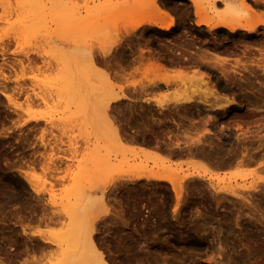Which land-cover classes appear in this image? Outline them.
Listing matches in <instances>:
<instances>
[{
	"label": "rangeland",
	"instance_id": "rangeland-1",
	"mask_svg": "<svg viewBox=\"0 0 264 264\" xmlns=\"http://www.w3.org/2000/svg\"><path fill=\"white\" fill-rule=\"evenodd\" d=\"M6 1H7V4L10 1V4L8 5L6 4L7 7L10 6L8 7V10L9 11L11 10L12 12L13 9L15 10L16 8V11H13V12L14 13L16 12L17 14L16 13L14 14L12 12L10 16V13L7 10V8L6 10L8 12H6L7 14L5 13L6 10L5 8H3V6L5 7L4 3ZM34 1L33 0H21L22 2L21 3L20 0H16V1L15 0H0V3L4 4L0 6V16L2 17V19L5 18L4 20H0V80L3 77L5 78V76H7L10 79L13 78V81L12 80L8 81V82L12 81L11 83L7 82L8 84H6L3 79H2V82L0 81L1 82L0 88H3L2 92L0 91L2 93V95L0 93V264H58L59 261H60L59 264H62V259H60V254L64 247L59 246L57 248L56 245H53L50 243H44L42 240L63 239L61 237V233H62V236H64V238H68L69 236V233H67L68 232L67 231L68 219L66 218L65 215H62V212L60 213L59 210L63 207V205H65L64 203H66L67 201L70 204L74 202L73 198H75V196L77 195L74 194L76 192L73 193L72 191L74 189H76L77 191L78 185H79V188L82 185L83 186V187L81 186L82 187L81 190L83 191V192L81 191L82 194L87 193V192H92V191L100 192V188L95 189L96 188L95 185L106 184L107 180L111 178L113 174H115L113 177L116 178V175H119L120 172L104 173L98 167L100 164H103L105 162L109 163L110 168L112 166H118V167H122V170L126 169L129 166L139 165V164L141 165L145 164L148 167H151V165H155L152 161H149L148 158L145 159L143 154L141 155V153H138L139 149H137L136 147H132V146L130 147L129 145L128 147L131 149L132 152H125L123 150L124 148L116 147L115 145H113L114 149L118 148L121 150V151L120 150L115 151L110 147L112 146L111 144H108L106 142H101L100 140L93 138L94 132L91 131V128L89 126L88 127L86 125L80 126L79 118H78L79 120L78 121L76 118H74L73 120V118L71 117L70 119L72 120L71 121L69 120L70 123L68 122L69 116L70 115L73 116V114L77 110L75 99L73 97L74 95L72 96L73 93L71 92H73V90L76 88V86L79 83L82 84L86 88L92 85L93 80H94L93 78L94 73L93 74L91 73L95 70V68L102 71L104 75L107 74V68L105 67L104 64L100 62L101 58L102 59L104 58L103 56L101 57V53L106 52L107 51L106 49L109 48L110 51L112 52H110V56L109 55L105 56L106 59H108L109 57L110 58L122 57L121 56L122 50L117 51V49H120L121 47V46H118L119 44L117 45V47H113V46L112 48L109 47L112 45V43L110 42V39L111 41L113 40L112 39L113 36L110 33L112 31L111 28L113 26L115 27L118 26L117 28L119 29V32H118L117 38H118V41H120L119 42L120 44L126 38H128L126 43H129L130 41L136 42L134 40V36L141 34V33L139 34L138 31H142V29L141 30L138 29L137 31L135 30L134 33L130 32L129 36L128 35L126 36L124 34L123 26L127 24L126 23L124 24V22H120V23L117 22V26H116V23H113V19L115 17L129 16L131 14V13L127 14L128 11H125L123 8V5H120V3H122L123 1H126L127 5L129 6L135 0H73V1L70 0L68 2L66 1L63 7H62L63 4L61 2L57 3L55 0L53 1L49 0L48 2H46L47 0H42L43 4L39 0H38L39 2H37V0H34ZM137 1H142V0H137ZM143 1H148V0H143ZM202 1H205V4L208 2L209 3L216 2V0H202ZM11 2L13 4H15L16 2V4L13 5L15 8L11 5ZM26 2L31 3L33 5L34 15L37 16L36 18L27 17ZM60 3H61V6H60ZM157 3L158 1L156 2V4ZM23 5L25 7H23ZM112 7H114L116 11H114V8ZM158 7L159 5L157 4V8ZM61 8H63V10ZM145 8L147 7L140 6L138 8L140 12L138 13V15L137 14L136 15L139 16L140 13L142 14V11H145V12L143 16L140 14V17L147 16L148 13H151V11H149L148 8L146 10ZM218 8L220 9V6H217V8H214V9L217 10ZM2 9L5 11L3 12ZM93 10H97V11L99 10V11L98 13L97 11H95V14H94ZM159 10L160 8L156 11L159 12ZM111 11L113 13H110ZM146 11L147 12L149 11V12L146 13ZM156 11L154 12V10H152L153 17H154V14L157 13ZM160 11H163V10H160ZM8 13H9V17H7ZM4 14H6L7 16ZM104 14L107 16H105ZM95 17H97L96 20H95ZM9 18L10 20L7 21ZM38 19H40V22L42 21L41 24L38 23L39 21ZM21 21L23 24L21 23ZM31 24H35V25L32 26ZM82 24L83 25L85 24L84 25L85 27L82 26ZM101 25L103 27H106L103 29L104 34L106 30L108 31V28L110 29V31L106 33L108 35L106 36L104 34L102 35L103 33L101 32L102 30L99 31V33L97 32L98 27L100 28ZM26 27L27 28L30 27L31 30L28 31ZM95 32H97L98 35L94 34ZM109 34H111L112 37ZM142 34L145 35L144 32H142ZM211 34H213V31L211 32ZM107 36H109L110 38H106ZM4 45H7V48H5L6 46ZM78 46H80L82 51L79 49ZM81 46L90 48V50L88 51L92 53L88 54V51L85 52L84 51L85 48H82ZM1 47L5 48V50L3 51ZM76 47H78L77 48L78 51L80 50L81 52L80 51L79 52L82 54H80L76 50ZM73 49L79 53V56L81 58H83L85 55L86 56L90 55L92 58H94V60L92 59V62L94 63L95 66L94 65L92 67L90 66L91 68H90V71H88L89 73L84 71L86 65H87L86 67H89L88 65L89 63H87L86 61L87 60L86 56L84 57L86 59L85 60L86 64L83 65L85 62H82L83 64H81L80 63L81 61L79 60L80 62L77 63V66L80 68L76 67V63L75 61L73 62V59L75 58L76 55H78V53H75ZM57 50L59 53L58 55H57ZM69 50L74 52L73 54H76V55L72 56L70 54L72 52ZM12 51L16 53L14 54ZM54 54L57 55V59H55L56 55L54 58ZM64 55H65V58L67 55L70 57V62L69 61L67 62L68 64H66L65 62L66 59L64 58ZM115 55H117L118 57H116ZM38 56H40L41 58ZM27 57L29 58L28 60H26ZM78 57H76L74 60H76ZM52 59H54L55 62H53ZM95 60H97V62ZM44 62L45 63L47 62V64H45L46 66H48L47 69H44L46 66L42 65L44 64ZM48 62H49V65H51V68L48 65ZM18 63L20 64L22 63L21 64L22 66L24 65V67H22L23 69L20 68L21 65H19ZM79 63L80 65L84 66L83 67L84 69L82 68V66H79ZM8 66H11L10 67L11 70H13L16 73L14 74L13 71H10V68ZM38 66H44V68L41 67L42 68L41 70L40 67ZM68 66L72 74V77H71L70 72L67 73L68 72L67 70L66 72L64 71L65 70L64 68L67 69ZM37 67L41 71L40 70L37 71L38 70ZM93 67H95L94 70H93ZM58 68H59V71H57L56 73V70H58ZM75 68L79 69V71H76ZM21 69H22V72H20ZM61 70H62V76H60ZM83 71L85 72V75L84 73H82ZM73 72L75 74H73ZM77 72H79L78 75H77ZM18 73H20V75H18ZM2 74H4V76H2ZM56 75L58 78L56 77ZM64 75L66 78L65 81H64L65 78L63 77ZM20 76H21V79L25 80V83H24V85L26 84L25 86L22 85L23 80H20ZM68 77L70 79L67 80ZM14 78H18V79H15L14 81ZM108 78L110 79V76H108ZM16 80L17 81L20 80L19 81V83L21 82L20 86H19V83L16 82ZM75 80H77V82ZM110 80H112V82L115 83L116 85L121 86L122 89L124 87L126 90L130 87V86L125 87L124 83H122L123 79L111 78ZM68 81H70V83ZM128 81H131V80H128ZM13 82L15 85H13ZM71 82H72V85H70ZM4 85H9L13 87L11 88L7 86L6 88ZM70 86L72 90L71 88H69ZM8 87H9V90L13 89L14 92L16 90L14 88L24 87L23 92L20 93V95L21 94L22 95L19 96L14 92L9 93L10 91H8ZM63 87L64 88L68 87L69 89L68 88L65 89L66 92L64 93ZM4 88L7 89L8 93L6 90H4ZM54 88H57V89H54ZM58 88L61 91H59ZM24 90L25 91L27 90L26 92L29 95H30V92L32 95L36 93L35 97L40 98V99H41V96L43 98L45 96L46 97L45 99L42 98L43 101H45V103L41 101L44 103V104L43 103L41 104L39 103L40 100L37 99V101L34 100L33 102H31V105L28 104V106L29 105L30 106L27 107V105L23 104L24 102L23 93H25ZM48 90L49 92H47ZM67 90L69 91L67 92ZM53 92L54 93L58 92V93L53 95L54 94ZM115 92H118V90L115 89ZM4 93L7 95H11V97L14 93L13 96H16V98L12 97V99L10 97V100H12L10 101L11 104L12 103L14 104V102H15V106H18V104L19 105L21 104L20 105L21 107L19 106L15 107L13 104L11 105L13 108H18V110L15 109L16 112L7 102V100L3 98ZM47 93L50 95L48 96ZM66 93H67V97L64 96ZM69 93L71 94V96H69ZM32 95L30 96L34 97ZM38 95L39 96L41 95V96L39 97ZM56 97L57 99L61 98V100L63 97L64 98L61 102V100L60 99H59L60 101L57 100ZM46 99L47 100L50 99L49 100L50 103L46 102L47 101ZM52 99L53 100L56 99L58 103L56 100H54L55 104H52L53 103ZM64 99H69L68 104L66 102L67 100L65 101ZM119 101L112 102L110 104L115 107L118 105ZM16 102L18 103L17 105H16ZM32 103H35V104L32 105ZM63 103L65 105L67 104L66 108H63L64 107ZM20 109L22 111H20ZM113 117L116 118L117 115L113 113ZM65 118L67 120H65ZM62 120L63 121L65 120L64 121L65 123ZM67 122L69 124H67ZM74 125H76V127ZM39 132H41L40 133L41 135H39ZM244 132H247L246 134H250V135L256 134L255 136L256 140L252 141V138H253L252 136L250 137L251 141L247 143L250 145L246 144V147L247 148L251 147L252 150L251 148L249 149L246 148L245 150H243L245 152H242L244 154L241 153L243 156L239 155L241 157V158L239 157V160L243 161L245 159H242V158H244L245 155H248L252 152L250 156L251 157L255 156L256 158L255 159L252 158L253 161L251 159L252 162L250 163L245 162L243 164L240 163L238 165V162L235 161V162H232V164H230L231 168L223 167L224 170H222L221 169L222 167L221 168L219 167L217 168L219 170L217 169L215 170V168L213 166H210L211 164L209 163L210 164L209 165L208 162H206L205 160L190 159V161L186 160L182 162V165H181L182 167L175 166V165L171 166V168L165 167L167 169H170L172 172L174 171V173L180 176L188 174V173H192V172L199 173L200 175L204 176V178H193L191 181H188L187 186L184 187V188H187L188 190V196L186 197L187 198L186 202H184L186 206L183 205L184 207L182 208V211H181V216H180L181 218L179 219L178 222L171 221L170 223V219H171L170 217L173 216L172 209L174 208L175 201L173 202L172 197L170 198L171 202L169 200H166L165 185H163L164 188H162L161 186L162 184L155 185L153 183H150L149 186L148 185L145 186V184L140 183L139 185L133 184L134 185L133 186L130 184V185H125L126 187L125 186L122 187L123 185L117 181L116 185H113V187L110 186V190L113 189L112 190L113 193L111 191L107 193L109 194L111 192L110 195H108V199H106V203L108 204H106L105 206L108 205L110 207V204H112L114 201L116 202H114L111 205V208L107 206V210H109L111 213H109L108 211L105 215H108V213L112 214L113 216L112 215L111 216L113 218H111L110 216L109 217L110 220L108 219L107 220L108 222L106 221L107 223L102 222V224L104 223L102 225V228L105 230L107 229L106 226L109 225L108 227H110L114 231L113 232L110 229L109 232H112V233H109V234L110 235L115 234L116 239L117 240L119 239V240L117 241V245H115L116 244L115 241H111L112 243L110 241L108 243L106 242L105 245L109 244L110 247L107 249V247L103 246V249L111 252L112 254L114 253L113 254L114 257L116 256L118 260L120 259V256H121L120 254L127 252L128 257L130 258V259L127 258L128 259L127 262L129 261L127 264H137L138 262H140L139 260L137 261V259L140 258L139 256L145 257L146 258L145 260L149 262V263L147 262L145 263L144 261L142 262V264L143 263L150 264V262L152 264L153 258L158 257L160 259L161 256L163 257L161 258L162 261H164L165 259V264L166 263L169 264L173 260L177 261L179 264H237L236 260L239 255H244V257H246L248 256L247 252L249 251L252 252V250H254L255 255L253 259H247L245 264H264V249H263L264 233H261L263 232V228H264V184L262 182L264 180V130L261 129L260 131H256V132H253V131H244ZM40 137L41 139L43 138V141L40 139ZM40 142L42 143L40 144ZM43 143L44 145H42ZM73 145H75V147ZM72 148H74L75 150L77 149L76 150L77 152L73 150ZM148 149H151V148H148ZM246 150L248 151V153H246L247 152ZM133 151L134 152L137 151L136 153H138V155L140 156H134L132 154ZM49 158L51 159L52 162L53 160L55 161V159L53 158H56V159L59 158V161L58 159L56 160L57 165L54 162L56 167L53 166L54 164L50 161ZM46 159H49V161H47ZM135 160H137L139 163H137V161ZM39 162H41L42 164L45 163L46 165L43 164V167H42V164ZM95 162L98 165H96ZM125 163L127 165H125ZM199 163H201L203 166ZM234 163H236V165H234ZM39 166L43 168L41 172L46 171L45 167L49 169L51 167V172L49 169H47V172L49 171L48 173H51L52 175H54L52 177H55V178H52L50 174H48L47 172H45V174L44 172L41 173L40 172L41 168ZM152 167H155V166H152ZM52 168L54 170H52ZM56 168H58L59 170ZM55 171H57L56 174H55ZM57 178H58L57 180L58 183L54 181ZM91 182H93V184ZM73 184L75 185L73 186ZM151 184L153 185L150 186ZM132 186L134 188H132ZM155 186L156 188H154ZM137 187L141 190H139ZM142 187H144L143 190H142ZM114 188L115 189L117 188L118 191L115 190ZM124 188H127V189H124ZM32 189L35 192H33ZM121 190H124V191L122 192ZM150 190L153 192H151ZM249 190H251L249 195H246V193L248 194ZM78 191H80V189ZM128 191H130V193L132 191L131 193L132 195L129 194ZM140 191L141 192L143 191V192L141 193ZM120 192L122 195L120 194ZM78 193L81 194L80 192ZM134 195H135V198H134ZM170 195L172 196V194ZM126 196H128V199L126 198ZM139 196H141V198L145 196L143 198L144 201ZM146 196L150 198L149 202L151 201L153 202L152 204L154 205L156 204L157 206L155 205L156 206L155 207L154 205L149 204V206L151 205L149 207L147 204L148 198H146ZM157 196L159 200L157 199ZM136 198H140L139 203L134 202ZM107 200L110 202V204L109 202H107ZM112 200L113 202H111ZM127 200L128 201L130 200L132 203L130 201L128 202ZM160 200L161 202H158ZM166 202L168 203L166 204ZM116 203L119 206L123 205L125 207L122 206L120 209V207L117 206ZM141 203H143L144 205ZM43 205L46 207H44ZM140 205L141 206L143 205L142 208ZM165 205L166 207H164ZM167 205H168V208H167ZM132 206L134 207L137 206L140 209L139 221L141 222H139L138 220L136 221L132 220V217L130 216L131 215L130 210ZM65 207L67 206L65 205ZM151 207L152 208L155 207L156 210L161 211V213L159 211L154 212V215L158 216V218H156L158 223L155 221L154 224H151L152 227L149 225L150 216L152 219V215H148L150 214L149 212L146 213V211H149V208ZM161 207L163 209L165 208L166 209L162 210ZM196 207L197 208L199 207L198 209L203 211L202 214L205 216L206 218L205 221L207 222L205 235L204 236L202 235L203 237L201 236L203 238V240H201L203 245L200 249L195 250L194 248L192 249V247H190L189 243H185L184 248L185 247L188 248L187 250H185L186 248L185 249L183 247L181 248L180 244L177 242H174L171 238L173 237V234L176 232L181 231L182 233H187L189 232L188 230L194 227L196 222L195 221L194 223L192 222L193 220H191V217H192L191 213L194 212L195 210L194 208ZM42 209H44L45 210L44 212L46 213L49 211L50 212L52 211L53 216L56 215V213L57 215L54 216L51 222L49 221L50 222L49 223L48 220L45 219L48 214L50 215V212H49L46 216H43L45 217L44 218L45 220L43 221H46V222H43L41 220V217H42L41 215L42 213L43 215H45L46 213H44ZM119 209L125 212V216L127 215V218L129 217V219H127L129 221V224L127 228L122 229L123 231L116 227L113 228L112 226V224L114 225L115 221L118 219ZM184 210H185V213H182L184 212ZM53 211L55 212V214ZM162 211L166 213L163 214ZM127 213L130 215H128ZM166 215L168 216V218ZM145 216L146 217L148 216V218H145ZM162 216L163 218H160ZM57 217L59 220L57 219ZM114 218H116V220ZM55 219L57 222L55 221ZM145 219H148V220L144 223L143 221H145ZM130 222H132L133 224ZM189 222H191L192 224ZM158 224L159 225L162 224L161 225L162 227L159 226ZM25 225L27 226L25 227ZM189 226H192V227L189 228ZM141 227L142 228L147 227V228H145L146 230L145 229L142 230ZM33 230L41 231L43 233V236L38 237V236L30 235V232ZM104 230L102 232L104 233V236H105L107 234V230H105V232ZM174 230H176V232H174ZM64 231L66 232L65 235H63ZM198 232H196V235L200 234V231ZM124 233L126 234V236L124 235ZM121 236L123 238H121ZM187 238H184V239L186 240ZM28 239L29 240L31 239L30 242ZM134 240L139 241V243H137L136 241L134 242ZM11 241L12 243H10ZM119 241L120 243H118ZM31 243L34 247L31 246ZM140 243L142 244L141 246H139ZM120 245L122 247H120ZM124 246L126 248H124ZM189 247H190L191 252H189L190 251ZM31 248H34V249L30 253L29 249ZM36 248L38 249L39 252L40 251L41 252L39 253ZM122 248H124L125 250ZM18 251L21 253L18 254L17 253ZM196 251H197V255H196ZM40 254L42 255V257ZM132 254L134 255L133 258H132ZM31 255H34V257L33 256L30 257ZM37 257L39 258L38 260H36L37 262L35 261L33 262L32 259H36ZM211 257H213L215 261L206 262V259L211 258ZM16 258L19 261H17ZM134 258H136L135 259L136 262L135 260L133 261ZM179 259L181 261H179ZM26 261L29 263H27Z\"/></svg>",
	"mask_w": 264,
	"mask_h": 264
},
{
	"label": "bare ground",
	"instance_id": "bare-ground-1",
	"mask_svg": "<svg viewBox=\"0 0 264 264\" xmlns=\"http://www.w3.org/2000/svg\"><path fill=\"white\" fill-rule=\"evenodd\" d=\"M16 1V0H15ZM34 1V0H33ZM39 1H41L42 2V0H39ZM38 0H37V2H39ZM49 0H47L46 2H48ZM53 1V0H52ZM57 3H59V2H61L63 5H62V7L64 6V3L67 1H70V0H55ZM73 1V0H72ZM72 1H71V3H72ZM158 0H148V1H137V0H135V1H133V3L131 4V5H127V2L126 1H123L122 3H120V5H123V8H124V10L125 11H128L127 12V14L128 13H131L129 16H123V17H115L114 19H113V23H116V26H117V22L118 23H120V22H124V24L126 23L127 25H125V26H123V30H124V34L127 36H129L130 34V32H133L134 33V31L136 30H138L140 27H142L143 25H154V26H159L160 28L162 27V28H168L170 25H172V18L170 17V16H168L167 14L168 13H166L170 8H166L167 9V11L165 12V11H160L159 10V12H157L156 10H158L159 9V7L157 8V4H156V2H157ZM175 1V0H174ZM189 1V9L190 10H192V12H193V16H194V20H195V22H194V24L196 25V26H204V27H206L207 28V30L209 31V33H211L212 31L214 32V30L216 29V28H219V27H224V28H226L228 31H230V32H232V31H234L235 29H237V28H239V29H245L247 32H251L252 30H253V25H252V21L250 20V18H251V14H250V12H252V10H251V8L249 7V5L244 1V0H216V2H212V3H206L205 4V1H202V0H188ZM20 2H21V0H20ZM75 2V1H74ZM159 2V1H158ZM178 2V1H177ZM218 2H220L221 4H222V9H217V10H215L214 8H217V6L220 4H218ZM22 3V2H21ZM33 3V2H32ZM34 3H35V1H34ZM51 3V2H50ZM55 3V2H54ZM61 3H60V6H61ZM70 3V2H69ZM89 3V2H88ZM165 3V2H164ZM173 3H175V2H173ZM172 3V4H173ZM237 3H239V4H237ZM5 4V7L3 6V8H5V10H6V8H7V10H8V7H10V6H8L7 7V5L8 4H10V1H9V3L7 4V1L4 3ZM3 3L1 4L0 3V6L1 5H4ZM7 4V5H6ZM15 4H16V2H15ZM15 4H13L12 2H11V5L13 6V5H15ZM40 4V3H39ZM42 4H43V2H42ZM68 4V3H67ZM85 4H86V2H85ZM117 4V3H116ZM180 4H182V3H180ZM188 4V3H187ZM187 4H184V5H187ZM19 5V4H18ZM17 5V6H18ZM35 5V4H34ZM55 5V4H54ZM102 5H104V4H102ZM175 5V4H174ZM174 5H173V7H174ZM183 5V4H182ZM40 6V5H39ZM56 6V5H55ZM66 6V5H65ZM99 6H101V5H99ZM140 6H145V7H147L148 9H149V11H151V13H148L147 11H146V13H148L147 14V16H144V17H142L143 15H144V12L145 11H142V16L140 17V14H139V16H137L138 15V13L140 12V10L138 9ZM162 7V9H163V7H165V6H163V5H161ZM167 6V5H166ZM177 7H178V5H176ZM14 7V6H13ZM23 7H25L24 5H23ZM41 7H42V5H41ZM110 7V6H109ZM180 7V6H179ZM178 7V9L180 10L181 8H179ZM15 8V7H14ZM36 8V7H35ZM56 8V7H55ZM58 8V7H57ZM112 8H114V7H112ZM147 8H145V10L147 9ZM175 8V7H174ZM183 8H187V7H183ZM21 9V8H20ZM62 10H63V8H61ZM60 9V10H61ZM99 9V8H98ZM111 9V8H110ZM165 9V10H166ZM176 9V8H175ZM175 9H174V11H175ZM5 10H3L2 9V11L4 12ZM5 11V13L6 12H8V11ZM91 10V9H90ZM152 10H154V12L156 11L157 13L156 14H154V17H153V12H152ZM178 10V11H179ZM184 10V9H183ZM13 11H16V8H15V10L13 9ZM12 11V12H13ZM57 11V10H56ZM95 11H97V10H93V12H94V14H95ZM99 11V10H98ZM98 11H97V13H98ZM114 11H116L115 10V8H114ZM118 11V10H117ZM170 11V10H169ZM172 11V10H171ZM185 11V10H184ZM187 11V10H186ZM185 11V12H186ZM11 10L9 11V13H10V16H11ZM23 12V11H22ZM55 12V11H54ZM92 12V13H93ZM122 12V11H121ZM120 12V13H121ZM181 12H183L182 10H181ZM190 12V11H189ZM9 13H8V16L6 15V14H4V15H6L7 17H9ZM14 13V12H13ZM16 13V12H15ZM14 13V14H15ZM44 13V12H43ZM59 13V12H58ZM57 13V14H58ZM109 13V12H108ZM107 13V14H108ZM110 13H113L112 11L110 12ZM187 13V12H186ZM17 14V13H16ZM25 14V13H24ZM26 14H27V17H37V16H35L34 15V9H33V5L31 4V3H28V2H26ZM87 14V13H86ZM102 14V13H101ZM100 14V15H101ZM106 14V13H105ZM104 14V15H105ZM126 14V15H127ZM137 14V15H136ZM152 14V15H151ZM4 15H2V16H4ZM13 15V14H12ZM97 15V14H96ZM5 16V17H6ZM105 16H107V15H105ZM159 16V17H158ZM1 17V16H0ZM16 17V16H15ZM46 17V16H45ZM4 18V17H3ZM88 18V17H87ZM96 18L97 17H95V20H96ZM5 19V18H4ZM4 19H2V17L0 18V20H4ZM46 19H48V18H46ZM165 19H167L166 21H165ZM7 20V19H6ZM10 20V18L7 20V21H9ZM39 21H38V23L39 24H41V22H40V19H38ZM42 20V19H41ZM50 21V20H49ZM11 22V21H10ZM9 22V23H10ZM37 22V21H36ZM44 22V21H43ZM164 22H166V23H164ZM21 23H22V21H21ZM254 23H256V24H264V20H262V19H260V18H257L256 20H255V22ZM23 24V23H22ZM21 24V25H22ZM32 26L33 25H35V24H31ZM85 25V24H84ZM83 24H82V26H84ZM17 26V25H16ZM32 26H30V27H32ZM11 27V26H10ZM23 27H25V26H23ZM30 27H26L27 28V30L28 31H30L31 29H30ZM38 27V26H37ZM39 27H41V26H39ZM85 27V26H84ZM118 27V26H117ZM117 27H115V26H113L111 29H112V31L110 32L111 34H112V36H113V40L111 41V39H110V42L112 43V45L111 46H109L110 48H112V46L113 47H117V45L118 46H121V48H122V46L123 45H125L126 46V44L128 45V43H126V41H127V39L128 38H126V39H124L122 42H121V44L119 43L120 41H118V38H117V36H118V32H119V29L117 28ZM18 28V27H17ZM21 28V27H20ZM104 28H106V27H103L102 25L100 26V28L98 27V33H99V31H101V32H103V29ZM37 29V28H36ZM35 29V30H36ZM91 30V29H90ZM89 30V31H90ZM139 30H141V29H139ZM27 31V32H28ZM94 31V30H93ZM110 31V29L108 28V31L106 30V32H105V34H104V32L102 33V35L104 34L105 36L106 35H108V34H106L107 32H109ZM144 31V30H143ZM31 32H33V31H31ZM97 32H95L94 34H97ZM101 32H100V34H101ZM139 32V34L141 33L142 34V32H140V31H138ZM26 33V32H25ZM16 34V33H15ZM89 34V33H88ZM111 34H109L110 36H111ZM132 34V33H131ZM140 34V35H141ZM214 34V33H213ZM19 35V34H18ZM36 35V34H35ZM98 35V34H97ZM111 36V37H112ZM204 36H206V35H204ZM140 37V36H139ZM202 37H203V35H202ZM212 37H214V38H212ZM101 38V37H100ZM105 38V37H104ZM106 38H110L109 36H107ZM130 38V37H129ZM133 38V37H132ZM211 38H212V40H215L217 37H216V35H211ZM193 39V38H192ZM132 40V39H131ZM103 41V40H102ZM133 41V40H132ZM135 41H138V40H135ZM193 41H194V39H193ZM129 42V41H128ZM131 42V41H130ZM4 46H6L5 48H7V45H4ZM124 46V47H125ZM79 47V49L81 50V48H80V46H78ZM78 47H76V50L78 51ZM82 47V46H81ZM5 48H2L1 47V49L4 51L5 50ZM82 48H85V52H87L88 50H90V48H87V47H85V46H83ZM68 50V49H67ZM74 50V49H73ZM79 50V51H80ZM107 51L106 52H102L101 53V57L103 56L104 58L103 59H106L105 58V56H110V52H112V51H110V49L108 48V49H106ZM120 49H117V51H119ZM122 50H123V48H122ZM15 51H17V50H15ZM66 51V50H65ZM69 51H71V50H69ZM77 51H75L74 50V52L75 53H78ZM82 51V50H81ZM80 51V52H81ZM101 51V50H100ZM13 53H14V51H12ZM63 52H64V50H63ZM72 52V51H71ZM74 52H72V53H70V52H68V53H70L72 56H74V55H76V54H73ZM79 52V53H80ZM216 52V51H215ZM12 53V54H13ZM16 53V52H15ZM14 53V54H15ZM17 53H19V52H17ZM79 53H78V55H76L75 56V58L76 57H78L79 56ZM89 53H92V52H89L88 51V54ZM120 53V52H119ZM59 53H58V50H57V55H58ZM65 54V53H64ZM69 54V55H70ZM80 54H82V53H80ZM115 54V53H114ZM217 53H215V56L213 55H211L210 57L211 58H215V59H222L221 57H220V55L218 56V55H216ZM55 55L56 54H54V58H55ZM57 55H56V58L55 59H57ZM92 55V54H91ZM41 56V55H40ZM40 56H38V57H40ZM50 56V55H49ZM86 56V55H85ZM84 56V57H85ZM89 58H88V57ZM86 56V59L83 57V58H81L80 56V58L78 59H76V60H74L73 59V62L75 61V63H76V67L77 68H80V67H78L77 66V63L78 62H80L81 64H83L82 62H85V60L87 61V63H89L88 65H89V67H86L85 66V72H88V71H90V68L94 65V63L92 62V59L94 60V58H92L90 55H87ZM112 56H114V55H112ZM116 57H118L117 55H115ZM53 57V56H52ZM100 57V58H101ZM41 58V57H40ZM64 58H65V55H64ZM69 58V59H68ZM108 58V57H107ZM110 58V57H109ZM113 58H115V57H113ZM29 58L27 57V59L26 60H28ZM51 59V58H50ZM66 60H65V62H66V64H68L67 62L69 61L70 62V57L67 55L66 56V58H65ZM84 59V60H83ZM102 58H101V60L100 61H102L103 60ZM53 60V62H55L54 61V59H52ZM80 60V61H79ZM99 60V59H98ZM96 62H97V60H95ZM58 62V61H57ZM57 62H56V64H57ZM42 63V62H41ZM51 63V62H50ZM74 63V64H75ZM80 63H79V66H82V65H80ZM19 65H21L20 63H18ZM45 64H47V62L45 63L44 62V64H42V65H45ZM52 64V63H51ZM74 64H73V66H74ZM86 64V62L83 64V65H85ZM48 65H49V62H48ZM97 65H98V63H97ZM46 66V65H45ZM50 66V68H51V65H49ZM91 66V67H90ZM95 66V65H94ZM9 68L11 67V66H8ZM22 67H24V65L22 66H20V68H22ZM38 67H40V69L42 70V68L41 67H43L44 68V66H38ZM37 67V71H39L40 69ZM47 67L48 66H46L44 69H47ZM84 66H82V68H83ZM102 67V66H101ZM81 68V69H82ZM94 68L95 67H93V70H94ZM12 69H13V67H12ZM23 69V68H22ZM22 69H21V71L20 72H22ZM65 70V72H66V70L68 71L67 73H69L70 72V69H69V66H68V68L66 69V68H64ZM84 69V68H83ZM40 70V71H41ZM75 70L76 71H79V69H76L75 68ZM153 70H155L154 68H152V66L150 67L149 65H148V68H147V70H145V72H144V78H147L146 77V75L147 74H149V73H154V71ZM10 71H13V70H11V68H10ZM57 71H59V68H58V70H56V73H57ZM82 71V70H81ZM82 72V73H84V75H85V72ZM106 71V70H105ZM14 72V71H13ZM43 72V71H42ZM61 72V74H60V76H62V70L60 71ZM16 72H14V74H15ZM78 73L79 72H77V75H78ZM89 73V72H88ZM91 73V72H90ZM94 73V75H93V78H94V80H93V83H92V85H90L88 88H86V87H84L82 84H78L77 86H76V88L73 90V92H71V93H73L72 94V96L74 97V99H75V103H76V112L73 114V116H69V118H68V122L70 123V121L72 120V119H70L71 117L73 118V120H74V118H76L77 120H78V118H79V120H80V126H89L90 128H91V131H93L94 132V136H93V138H95V139H97V140H100L101 142H106V143H108V144H111L112 146H110L113 150H115V151H117V150H120V149H118V148H116V149H114L113 147V145H115L116 147H120V148H124L123 150L125 151V152H132L131 151V149L128 147L129 145H130V147L132 146V147H136L137 149H139V151H138V153H141V155L143 154V156L145 157V159H149V161H152L155 165H151V167H148L147 165H141V164H139V165H133V166H129V167H127L126 169H123L122 170V167H118V166H112L111 168L109 167V163H107V162H105V163H103V164H100L98 167L101 169V171H103L104 173H111V172H115V173H117V172H120V174L119 175H116V178L115 177H113L115 174H113V176L111 177V178H109L108 180H107V183L106 184H103V185H95L96 186V188L95 189H97V188H100V192H98V191H92V192H87V193H84V194H82L81 193V188L83 187L82 185V187L80 186V188H79V185H78V189H77V191H76V189H72L73 191V193L74 192H76V193H74L75 195H77V196H75V198H73L74 200V202L73 203H69L68 201V203L66 202V203H64L67 207H65V205H63V207L59 210L60 211V213L62 212V215H65L66 216V218L68 219V223H67V233H69V236H68V238H64V236H62V233H61V237L63 238V239H60V240H57V239H46V240H42L44 243H50V244H53V245H56L57 246V248L59 247V246H61V247H64L63 249H62V251H61V254H60V259H62V264H127L128 262H127V258H129L128 257V254H127V250L125 251L126 253H123V254H120L121 256H120V259L118 260L117 259V257L115 256L114 257V253L112 254L111 252H109V251H107V250H104L103 249V246H105V247H107V249L110 247V245L109 244H107V245H105L106 244V242L108 243L109 241L111 242V241H115L116 242V244L115 245H117V241L119 240H117L116 239V237H115V234L114 235H110L109 233H112V232H109V230L111 229L110 227H108L109 225H107L106 227H107V229H105V230H107V236L105 235L104 236V233L102 232L104 229L102 228V225L104 224V223H107L108 221V219L110 220V216L112 215V214H109V213H111L109 210H107V206H105L106 204H108V203H106V199H108V195H110V193L112 192V190H110V186H112L113 187V185H116V182L118 181L120 184H122L123 186L122 187H124L125 185H133V184H140V183H143V184H145V186L146 185H148L149 186V184L150 183H153V184H157V185H161L162 186V188H164L163 187V185H165V192H166V196H165V198H166V200H169L170 201V198L172 197L173 198V202L175 203V205H174V208L172 209V213H173V216L172 217H170L171 219H170V223H171V221H174V222H178L179 221V219L181 218L180 216H181V211H182V208L184 207L183 205H185L186 206V204H184V202H186V197L188 196V190H187V188H184V187H186L187 186V182L188 181H191L193 178H204V176L203 175H200L199 173H195V172H192V173H188V174H185V175H182V176H180V175H178V174H176V173H174V171L172 172L170 169H167V168H171V166H173V165H175V166H181L182 165V162H184V161H186V160H189L190 161V159H202V160H205L206 162H208V164L210 165V166H213L214 168H215V170L217 169V168H221L222 170H224L223 169V167L224 168H227V167H230L231 168V166H230V164H232V162H235V161H237L238 162V165L240 164V163H245V162H247V163H250V162H252L253 161V159L252 158H256L254 155H252V156H254V157H251L250 155H251V153L250 154H248V155H245V157L244 158H242V159H245V160H239V157L240 156H237V157H235L234 155H235V152L237 151V149H236V151L234 150L235 148H237V146L234 148V149H232L234 146L233 145H230V149L229 150H227L228 152H222V151H225L224 149H222V151H221V147H220V144H216V143H219L218 141H223V138H225L226 137V135H224L223 134V132L220 130V131H217L216 133L215 132H213V134L214 135H212V136H209L210 135V133H209V135H207V133L209 132H206V131H204V130H200L199 132L197 131H195L196 132V134H193V132H192V135H191V133L190 132H188V133H190V134H187V132L185 133V134H187V135H183L184 137V139L182 138V140L183 141H181V143L183 142V144L182 145H180V143H177V144H175V145H173V147L175 146V148H173L172 146H170V145H168V146H166V147H168L167 149L165 148V149H163V148H161L160 146H155L154 147V145L153 146H151V144H149V143H147V142H145L144 141V139L143 140H140V141H138V139H136L135 137L134 138H132V137H128V136H125V134L123 133V131L121 130H119V124H118V121H116L115 120V118L113 117V116H109V113H108V106H109V104L110 103H112V102H116V101H118V100H120V99H122V98H125V95L123 94V91H124V87H123V89H122V87L121 86H118V85H116L115 83H113L112 82V80H110L109 78H108V74H106V75H104L103 74V72L102 71H100V70H98L97 68H95V70L91 73V74H93ZM174 73H177V75L178 74H181L180 72L178 73V72H174ZM70 74H71V72H70ZM73 74H75L74 72H73ZM18 75H20V73H18ZM65 75H67V74H65ZM65 75L63 76L64 78H65ZM2 76H4V74H2ZM15 76V75H14ZM17 76V75H16ZM58 76H59V74H58ZM79 76H80V74H79ZM82 76V75H81ZM87 76V75H86ZM12 77V76H11ZM25 77V76H24ZM24 77H22V78H24ZM56 77H57V75H56ZM71 77H72V74H71ZM154 77V76H153ZM58 78V77H57ZM60 78V77H59ZM2 79L4 80V82L6 83V84H8V83H11L12 81H13V78L12 79H10V78H8L7 76H5V78L3 77V78H1V82H2ZM15 79H18V78H14V81H15ZM68 79H70L69 77L67 78V80ZM75 79H76V77H75ZM82 79H83V77H82ZM155 78H150V79H148L147 81L148 82H153V80H154ZM9 80H12L11 82H8ZM20 80H23V79H21V76H20ZM20 80H16V82H18L19 83V81ZM60 80H62V79H60ZM66 80V78L64 79V81ZM85 80V79H84ZM24 81V82H23ZM22 81V85L23 86H25L24 85V83H25V80H23ZM76 82H77V80H75ZM75 81H74V83H75ZM0 82V83H1ZM8 82V83H7ZM15 82V83H16ZM69 83H70V81H68ZM85 82V81H84ZM116 82V81H115ZM21 83V82H20ZM19 83V86L21 85ZM122 83H124V85H125V87L126 86H135L136 84H137V82L136 81H130V82H128L127 80H125V81H123ZM86 84V83H85ZM10 85V84H9ZM9 85H4L6 88H7V86H9ZM13 85H15L14 84V82H13ZM17 85V84H16ZM70 85H72V82H71V84ZM18 86V85H17ZM63 86V85H62ZM66 86V85H65ZM64 86V87H65ZM69 86V85H68ZM0 87H1V84H0ZM9 87H11V86H9ZM9 87H8V91H10L9 93H11V92H14V90L12 91L11 89L9 90ZM13 87V86H12ZM11 87V88H12ZM16 87V86H15ZM28 87V86H27ZM26 87V88H27ZM63 87V88H64ZM23 88L24 87H22V88H20V87H17V88H14V89H16L15 90V92L14 93H16L17 95H19V96H21L20 95V93H22L23 92ZM25 88V89H26ZM68 87H66V88H64V93L66 92V90L65 89H67ZM69 88H71V86L69 87ZM68 88V89H69ZM2 89L3 88H0V91L2 92ZM29 89V88H28ZM53 89V88H52ZM54 89H57V88H54ZM59 89V88H58ZM115 89H117L118 90V92H115ZM198 89V88H197ZM4 90H6L7 91V89H5L4 88ZM4 90H3V92H4ZM32 90V89H31ZM71 90H72V88H71ZM123 90V91H122ZM195 90H196V88H195ZM6 91H5V93H6ZM8 91H7V93H8ZM25 91V90H24ZM27 91V90H26ZM25 91V93H23L24 95V102H23V104H25V105H27V107H29L30 105H31V102H33L34 100L35 101H37V99H39L40 100V102L39 103H45V101H43V99H45L46 97L44 96V98L41 96V99L40 98H37V97H35V94L34 95H32L31 94V92H30V95H32V96H34V97H31L29 94H27V92ZM52 91H54V90H52ZM59 91H61L60 89H59ZM58 91V92H59ZM69 90H67V92H68ZM0 92V93H1ZM29 92V91H28ZM47 92H49V90L47 91ZM58 92H56V93H58ZM191 92L193 93L194 92V89L193 90H191ZM3 94V98L4 99H6L7 100V102L10 104V106L13 104H11V102L10 101H12V100H10V97H11V95H7V94ZM14 93H13V95H14ZM34 93V92H33ZM52 93V92H51ZM54 93V92H53ZM56 93H54L53 95H55ZM62 93V92H61ZM61 93H59V94H61ZM41 94V93H40ZM48 94V93H47ZM46 94V95H47ZM58 94V95H59ZM63 94V93H62ZM1 95H2V93H1ZM12 95V97H15L16 98V96H13ZM44 95V94H43ZM50 94H48V96H49ZM52 95V94H51ZM39 96V95H38ZM39 96V97H40ZM57 96V95H56ZM63 96V95H62ZM64 96H66L67 97V93L64 95ZM69 96H71V94L69 93ZM12 97H11V99H12ZM51 97V96H50ZM49 97V98H50ZM58 97V96H57ZM57 97H56V99H57ZM61 97V96H60ZM184 97H188V96H184ZM17 98H18V96H17ZM23 98V97H22ZM43 98V99H42ZM48 98V97H47ZM54 98V97H53ZM64 98V97H63ZM63 98H62V100H63ZM71 98V97H70ZM180 98H182V97H180V96H176L175 98H173L175 101H179L180 100ZM190 97H188V98H184L185 100L184 101H189L188 99H189ZM192 98V97H191ZM226 98V97H225ZM224 98V99H225ZM14 99V98H13ZM56 99H54V100H56ZM61 100V98H58L57 100ZM183 99V98H182ZM181 99V100H182ZM193 99V98H192ZM230 99V98H229ZM47 100V99H46ZM50 100V99H49ZM49 100H47L46 102H49L50 103V101ZM53 100V99H52ZM54 100H53V103L52 104H55V102H54ZM56 100V101H57ZM59 100V101H60ZM62 100H61V102H62ZM66 102H67V104H68V100L69 99H64ZM71 100V99H70ZM41 101H43V102H41ZM14 102V101H13ZM52 102V101H51ZM227 101H225V103H226ZM232 102H233V100H232ZM36 103V102H35ZM35 103H32V105L33 104H35ZM43 103V104H44ZM57 103H58V101H57ZM156 103L158 104V105H160L162 102H161V100H156ZM229 103H231V100L229 101ZM8 104V105H9ZM18 103L16 102V105H17ZM28 104H30L29 106H28ZM64 104V103H63ZM67 104L65 105L64 104V107L63 108H66V106H67ZM14 106H15V102H14V104H13ZM21 105V104H20ZM19 104H18V106L19 107H21ZM24 105V106H25ZM46 105V104H45ZM47 105H48V103H47ZM18 106H15V107H18ZM12 107V106H11ZM13 108V107H12ZM14 110L16 109V110H18V108H13ZM16 110H15V112H16ZM73 110V109H72ZM13 111V110H12ZM20 111H22L21 109H20ZM14 112V111H13ZM68 114H69V112H68ZM65 115H67V114H65ZM64 115V116H65ZM75 119V120H76ZM34 120V119H33ZM65 120H67L66 118H65ZM64 120V121H65ZM70 120V121H69ZM76 120V121H77ZM78 120V121H79ZM37 121V120H36ZM63 121V120H62ZM63 121V122H64ZM67 122V124H69ZM65 123V122H64ZM71 123H73V122H71ZM74 124H75V122H74ZM77 124V123H76ZM70 125H72V124H70ZM75 127H76V125H74ZM78 126V125H77ZM71 127V126H70ZM79 127V126H78ZM73 129V128H72ZM81 129V128H80ZM85 129H87V128H85ZM41 131V130H40ZM43 131H44V129H43ZM46 131V130H45ZM86 132V131H85ZM41 132H39V135H41L40 134ZM44 133H46V132H44ZM87 133V132H86ZM229 133V132H228ZM247 132H243V134L242 135H240V136H237V137H235L234 139L233 138H231V141H235V139H236V142H238V143H240L241 144V142L244 140L243 139V136H244V138L245 137H247V134H246ZM80 134V133H79ZM212 134V133H211ZM228 135V134H227ZM232 135V134H231ZM231 135H228V136H231ZM250 135V134H249ZM43 136V135H42ZM233 137L235 136V135H232ZM86 137V136H85ZM87 137H89V136H87ZM242 139H241V138ZM252 137V136H251ZM80 138V137H79ZM213 138H216L215 140H218L216 143H214L213 141H212V139ZM248 138H250V137H247V139ZM40 139H41V137H40ZM82 139V138H81ZM178 139V138H177ZM177 139H175V142H176V140ZM233 139V140H232ZM246 139V140H247ZM42 141H43V138L41 139ZM83 140H85V139H83ZM226 140V139H225ZM249 140V139H248ZM226 141H230L229 139L228 140H226ZM230 141V142H231ZM233 141V142H234ZM250 141V140H249ZM248 141V142H249ZM98 142V141H97ZM177 142H178V140H177ZM225 142V141H224ZM227 142V143H228ZM232 142V143H233ZM42 142H40V144H41ZM158 143V142H157ZM212 143L214 144V145H212ZM221 143V142H220ZM232 143H230V144H232ZM242 143H244V141L242 142ZM74 144H76V143H74ZM167 144V143H166ZM165 144V145H166ZM222 144V143H221ZM234 144H235V142H234ZM239 144V145H240ZM244 144H247V141H246V143H244ZM42 145H44V143L42 144ZM237 145V144H236ZM243 145V144H242ZM247 145H250V144H247ZM74 147H75V145H73ZM146 147V149H145V147ZM170 146V147H169ZM231 146H233V147H231ZM43 147H45V146H43ZM71 147H72V145H71ZM147 147L148 148H151V149H147ZM240 147V146H239ZM77 148V147H76ZM100 148V147H99ZM102 148V147H101ZM104 148V147H103ZM247 147H245L244 148V150L246 149ZM249 148H251V147H249ZM249 148H247V149H249ZM73 150H75L74 148H72ZM71 149V150H72ZM154 151H153V150ZM77 150V149H76ZM75 150V151H76ZM251 150H252V148H251ZM121 151V150H120ZM247 151V150H246ZM74 152V151H73ZM77 152V151H76ZM102 152V151H101ZM137 152V151H136ZM136 152H134L133 151V155L134 156H140V155H138V153H136ZM241 152V151H240ZM242 152H245V151H242ZM250 152V151H249ZM75 153V152H74ZM237 153V152H236ZM246 153H248V151L246 152ZM237 154H239V153H237ZM242 154H244V153H242ZM241 154V155H242ZM127 155V154H126ZM230 156V158L228 157V158H224V159H222L221 158V156ZM234 156V157H233ZM243 156V155H242ZM172 157H175V158H172ZM177 157V158H176ZM195 157V158H194ZM197 157V158H196ZM246 157H248V158H246ZM241 158V157H240ZM45 159V158H44ZM50 159V158H49ZM49 159H46L47 161H49ZM53 159H55V161L53 160V162L51 161V159H50V161L54 164L53 166H55V163H56V160L58 159V161H59V158H53ZM119 159V158H118ZM239 161H238V160ZM247 159V160H246ZM251 159H252V161H251ZM43 160V159H42ZM69 160V159H68ZM45 161V160H44ZM128 161V160H127ZM130 161V160H129ZM135 161H137V160H135ZM204 161V162H205ZM42 162V161H41ZM41 162H39V163H41ZM55 162V163H54ZM117 162V161H116ZM122 162V161H121ZM236 162V163H237ZM134 163V162H133ZM137 163H139L138 161H137ZM141 163V162H140ZM152 163V164H153ZM236 163H234V165H236ZM42 164V163H41ZM43 164H45V163H43ZM43 164H42V167H43ZM48 164H49V162H48ZM48 164H47V166H48ZM95 164H96V162H95ZM114 164V163H113ZM199 164H201V163H199ZM46 165V164H45ZM44 165V166H45ZM52 165V164H51ZM56 165H57V163H56ZM96 165H98V164H96ZM125 165H127L126 163H125ZM166 165V166H165ZM184 165V164H183ZM202 165V164H201ZM52 166V167H53ZM91 166V165H90ZM152 166H155V167H152ZM174 166V167H175ZM203 166V165H202ZM233 166V165H232ZM40 167V166H39ZM50 167V166H49ZM56 167V166H55ZM165 167H167V168H165ZM182 167V166H181ZM212 167V168H213ZM30 168H31V166H30ZM34 168V167H33ZM41 168V167H40ZM54 168V167H53ZM52 168V170H54ZM177 168V167H176ZM179 168V167H178ZM42 169L43 168H41L40 169V172L42 171ZM45 169H46V171L45 172H47V169H49V168H47V167H45ZM44 169V170H45ZM56 169H58V168H56ZM94 169V168H93ZM220 169V170H221ZM31 170V169H30ZM34 170V169H33ZM32 170V171H33ZM50 172H51V167H50ZM59 170V169H58ZM120 170V171H119ZM217 170H219V169H217ZM44 172V171H43ZM43 172H41V173H43ZM45 172H44V174H45ZM49 172V171H48ZM47 172V173H48ZM57 173V171H55V174ZM48 174H50V176L52 177V176H54V175H52L51 173H48ZM53 174H54V172H53ZM58 175V174H57ZM49 176V175H48ZM59 176V175H58ZM102 176V175H101ZM62 177V176H61ZM25 178H26V176H25ZM28 178V177H27ZM52 178H55V177H52ZM59 178V177H58ZM58 178L57 179H55L54 181H56L57 183H58ZM90 178V177H89ZM101 178V177H100ZM61 179V178H60ZM62 180V179H61ZM103 180V179H102ZM120 180H121V182H120ZM30 181V180H29ZM263 182V184H264V180L262 181ZM92 184H93V182H91ZM31 184V183H30ZM153 184H151L150 186H152ZM75 184H73V186H74ZM89 185H91V184H89ZM73 186H72V188H73ZM92 186H94V185H92ZM117 186H118V184H117ZM116 186V187H117ZM134 186V185H133ZM132 186V188H134ZM136 186V185H135ZM143 186V185H142ZM147 186V187H148ZM32 187V186H31ZM91 187V186H90ZM109 187V188H108ZM120 187H121V185H120ZM126 187V186H125ZM33 188V187H32ZM85 188V187H84ZM118 188V187H117ZM117 188L115 189V190H117ZM136 188V187H135ZM138 188V187H137ZM143 188L144 187H142V190H143ZM151 188V187H150ZM149 188V189H150ZM154 188H156V186L154 187ZM153 188V189H154ZM80 189V191H78ZM124 189H127V188H124ZM129 189V188H128ZM139 189V188H138ZM149 189H147V190H149ZM157 189H158V187H157ZM254 189V188H253ZM33 190V189H32ZM130 190H131V188H130ZM139 190H141V189H139ZM155 190V189H154ZM160 190H161V188H160ZM227 190V189H226ZM255 190V189H254ZM109 191H111L109 194H107ZM118 191V190H117ZM122 192L124 191V190H121ZM126 191V190H125ZM133 191V190H132ZM132 191H131V193H132ZM151 191V190H150ZM163 191V190H162ZM162 191H161V193H162ZM250 191L251 190H249V192H248V194L246 193V195H249V193H250ZM33 192H35L34 190H33ZM78 192H80L81 194H79ZM83 192V191H82ZM129 192V194H131L130 193V191H128ZM128 192H126V193H128ZM136 192H137V190H136ZM141 192V191H140ZM143 192V191H142ZM141 192V193H142ZM144 192H146V191H144ZM151 192H153V191H151ZM219 192V191H218ZM232 192V191H231ZM36 193H37V191H36ZM79 195H78V194ZM113 193V192H112ZM116 193V192H115ZM139 193V192H138ZM120 194H121V192H120ZM125 194V193H124ZM136 194V193H135ZM144 194H146V193H144ZM143 194V195H144ZM152 194V193H151ZM170 194H172V196L170 195ZM115 195V194H114ZM122 195V194H121ZM120 195V196H121ZM126 195V194H125ZM128 195V194H127ZM132 195V194H131ZM159 195V194H158ZM234 195V194H233ZM236 195V194H235ZM119 196V195H118ZM137 196V195H136ZM148 196V195H147ZM146 196V198H148ZM155 196V195H154ZM231 196V195H230ZM72 197V196H71ZM110 197V196H109ZM124 197V196H123ZM140 198H141V196H139ZM145 196H143V198H144ZM161 197V196H160ZM190 197V196H189ZM236 197V196H235ZM69 198V197H68ZM126 198L128 199V196H126ZM134 198H135V195H134ZM133 198V199H134ZM140 198H136L135 199V201L134 202H140L139 200H140ZM143 198H141V199H143ZM164 198V199H165ZM110 199V198H109ZM111 199H113V198H111ZM124 199V198H123ZM123 199H122V201H123ZM131 199H132V197H131ZM153 199V198H152ZM156 199V198H155ZM157 199H158V196H157ZM69 200V199H68ZM72 200V199H71ZM119 200V199H118ZM149 200H150V198H148V206H149V204H152L153 202H149ZM154 200V199H153ZM159 200V199H158ZM38 201V200H37ZM121 201V202H122ZM128 201V200H127ZM126 201V202H127ZM130 201V200H129ZM128 201V202H129ZM143 201H144V199H143ZM142 201V202H143ZM146 201V200H145ZM155 201V200H154ZM164 201V200H163ZM39 202V201H38ZM41 202H42V200H41ZM72 202V201H71ZM107 202H109L108 200H107ZM111 202H113V200L111 201ZM114 202H116V201H114ZM113 202V203H114ZM119 202V201H118ZM131 202V201H130ZM158 202H161V200L160 201H158ZM165 202V201H164ZM171 202V201H170ZM169 202V203H170ZM112 203V204H113ZM132 203V202H131ZM146 203V202H145ZM163 203V202H162ZM162 203H160V204H162ZM168 202H166V204H167ZM109 204H110V202H109ZM112 204H110V207L109 208H111V205ZM117 204V203H116ZM141 204H143V203H141ZM146 204V205H147ZM47 205V204H46ZM69 205V206H68ZM121 205V204H120ZM125 205V204H124ZM144 205V204H143ZM142 205V206H143ZM145 205V206H146ZM152 205H154V204H152ZM156 205V204H155ZM154 205V206H155ZM44 206V205H43ZM42 206V207H43ZM50 206V205H49ZM117 206H119L118 204H117ZM123 206V205H122ZM122 206H119L120 207V209H121V207ZM138 206V205H137ZM136 206V207H137ZM141 206V205H140ZM142 206H141V208H142ZM151 206V205H150ZM149 206V207H150ZM157 206V205H156ZM155 206V207H156ZM44 207H46V206H44ZM51 207V206H50ZM114 207V206H113ZM112 207V208H113ZM123 207H125V206H123ZM127 207H129V206H127ZM131 207V206H130ZM134 207V206H132V208H131V215L130 214H128V215H130L131 217H132V220H138L139 221V212H140V209L137 207ZM155 207H151V208H149V211H146V213L147 212H149L150 214H148V215H152V219H151V216H150V221H149V225L151 226V224H154V222L156 221L157 222V220H156V218H158V216H156V215H154V212L155 211H159V210H156V208ZM160 207V206H159ZM164 207H166V205L164 206ZM173 207V206H172ZM59 208V207H58ZM115 208V207H114ZM148 208V207H147ZM167 208H168V205H167ZM199 208V207H198ZM197 207L196 208H194L195 210H194V214L193 213H191L192 214V217H191V220H193L192 222L194 223V221L196 222V224L194 225V227H192V226H189V228L190 227H192L190 230H188L189 232H187V233H182L181 231L180 232H176V230H174V232H176V233H174L173 234V237L171 238L174 242H177V243H179L180 244V246H181V248L183 247L184 248V246H185V243H189L190 244V247H192V249L194 248L195 250L196 249H200L201 247H202V245H203V243H202V241L201 240H203V236L205 235V230H206V224H207V222L205 221V216L202 214L203 213V211H201L200 209H198ZM209 208V207H208ZM49 209V208H48ZM116 209V208H115ZM119 209V214H118V219L116 220V218H114L116 221H115V223H114V225L112 224V226H113V228L114 227H116V228H118V229H120V230H122V229H124V228H127V226H128V224H129V221L127 220V219H129V217L127 218V215L125 216V212L124 211H121ZM127 209V208H126ZM145 209V208H144ZM160 209V208H159ZM161 209L162 210H165V209H163L162 207H161ZM206 209V208H205ZM43 210V212L45 211L44 209H42ZM124 210V209H123ZM128 210V209H127ZM147 210V209H146ZM190 210V209H189ZM47 211V210H46ZM57 211H58V209H57ZM56 211V212H57ZM109 211V213H108V215H105L107 212ZM113 211V210H112ZM117 211V210H116ZM129 211V210H128ZM128 211H126V212H128ZM208 211H209V209H208ZM50 212V211H49ZM49 212H44V213H46L45 215H43V213H42V217H41V220L43 221V220H48V222L50 221L51 222V220H52V218L54 217V216H56L57 215V213H56V215H54L53 216V213H52V211L50 212V215L48 214ZM54 212V211H53ZM143 212V211H142ZM144 212H145V210H144ZM160 213H161V211H159ZM52 213V214H51ZM94 213V214H93ZM114 213H116V212H114ZM157 213V212H156ZM162 213L163 214H165L163 211H162ZM182 213H185V210H184V212H182ZM48 214V215H47ZM54 214H55V212H54ZM59 214V213H58ZM144 214V213H143ZM158 214V213H157ZM189 214V213H188ZM190 214V215H191ZM47 215V216H46ZM102 215H104V216H102ZM117 215V214H116ZM116 215H114V216H116ZM140 215H141V213H140ZM169 215V214H168ZM189 215V216H190ZM43 216H46V218L45 217H43ZM113 216V215H112ZM111 216V218H113ZM143 216V215H142ZM160 216V215H159ZM165 216V215H164ZM167 216V215H166ZM130 217V218H131ZM45 218V219H44ZM145 218H148V216L146 217L145 216ZM160 218H163V216L162 217H160ZM159 218V219H160ZM167 218H168V216H167ZM57 219H58V217H57ZM164 219H165V217H164ZM59 220V219H58ZM141 220V219H140ZM148 219H145V221H143L144 223L147 221ZM169 220V219H168ZM40 221V220H39ZM54 221V220H53ZM52 221V222H53ZM55 221H56V219H55ZM54 221V222H55ZM107 221V222H106ZM131 221V220H130ZM134 221V222H135ZM158 221H160V220H158ZM29 222V221H28ZM41 222V221H40ZM43 222H46V221H43ZM49 222V223H50ZM53 222V223H54ZM57 222V221H56ZM102 222H104L103 224H102ZM110 222V221H109ZM139 222H141V221H139ZM142 222V223H143ZM163 222V221H162ZM166 222V221H165ZM130 223H132V222H130ZM158 223V222H157ZM181 223V222H180ZM189 223H191V222H189ZM109 224V223H108ZM133 224V223H132ZM134 224H136V223H134ZM138 224V223H137ZM156 224V223H155ZM166 224V223H165ZM165 224H164V226H165ZM169 224V223H168ZM192 224V223H191ZM139 225H141V224H139ZM157 225V224H156ZM159 225V224H158ZM162 225V224H161ZM161 225H159V226H161ZM170 225V224H169ZM27 225H25V227H26ZM29 226V225H28ZM105 226V225H104ZM111 226V225H110ZM144 226V225H143ZM145 226H147V225H145ZM149 226V227H150ZM196 226V227H195ZM24 227V226H23ZM132 227V226H131ZM130 227V228H131ZM148 227V228H149ZM152 227V226H151ZM162 227V226H161ZM170 227V226H169ZM188 227V226H187ZM36 228V227H35ZM102 228V229H101ZM129 228V227H128ZM134 228V227H133ZM142 228V227H141ZM140 228V229H141ZM145 228H147V227H145ZM145 228H142V230H144ZM156 228H157V226H156ZM172 228V227H171ZM26 229V228H25ZM132 229V228H131ZM130 229V230H131ZM136 229V228H135ZM153 229H155V228H153ZM22 230V229H21ZM23 230H24V228H23ZM31 230V229H30ZM65 230H66V228H65ZM105 230H104V232H105ZM112 230V229H111ZM146 230V229H145ZM168 230V229H167ZM113 231V230H112ZM115 231H117V230H115ZM119 231V230H118ZM123 231V230H122ZM125 231V230H124ZM136 231H138V230H136ZM135 231V232H136ZM165 231V230H164ZM187 231V230H186ZM198 231H200V234H197L196 235V232H198ZM262 231V230H261ZM260 231V232H261ZM25 232V231H24ZM114 232V231H113ZM23 233V232H22ZM120 233V232H119ZM118 233V234H119ZM199 233V232H198ZM261 233H264V228H263V232H261ZM24 234V233H23ZM29 234V233H28ZM66 234V232L64 231L63 232V235H65ZM109 234V235H108ZM117 234V235H118ZM121 234V233H120ZM128 234V233H127ZM30 235H33V236H43V233L41 232V231H31L30 232ZM123 235V234H122ZM124 235L126 236V234L124 233ZM123 235V236H124ZM172 235V234H171ZM203 235V236H202ZM262 235V234H261ZM198 236V237H197ZM202 236V237H201ZM60 237V236H59ZM60 237V238H61ZM108 237V238H107ZM188 237V238H187ZM121 238H123L122 236H121ZM120 238V239H121ZM125 238V237H124ZM127 238V237H126ZM184 238H187V239H189V240H185ZM26 239V238H25ZM128 239V238H127ZM131 239V238H130ZM129 239V240H130ZM170 239V240H171ZM29 240V239H28ZM31 240V239H30ZM30 240H29V242H30ZM124 240V239H123ZM122 240V241H123ZM138 240V239H137ZM169 240V241H170ZM171 240V241H172ZM121 241V240H120ZM120 241L118 242V243H120ZM126 241H128V240H126ZM126 241H124V242H126ZM136 240H134V242H135ZM32 242V241H31ZM137 243H139V241H136ZM10 243H12V241L10 242ZM112 243V242H111ZM13 244H14V242H13ZM43 244V243H42ZM122 244H124V243H122ZM121 244V245H122ZM136 244V243H135ZM189 244H187V245H189ZM12 245V244H11ZM37 245V244H36ZM35 245V246H36ZM40 245V244H39ZM38 245V246H39ZM120 245V247H122ZM142 244L140 243L139 244V246H141ZM14 246V245H13ZM31 246H33L32 245V243H31ZM111 246H112V244H111ZM34 247V246H33ZM117 247V246H116ZM188 247V246H187ZM190 247H189V250H190ZM204 247V246H203ZM44 248V247H43ZM113 248V247H112ZM124 248H126L125 246H124ZM124 248H122V249H124ZM186 248V247H185ZM184 248V249H185ZM33 249L34 248H31V249H29V252L31 253L32 251H33ZM37 249V248H36ZM39 249H40V247H39ZM41 249H42V247H41ZM115 249V248H114ZM188 248H186L185 250H187ZM263 249H264V247H263ZM44 250V249H43ZM110 250V249H109ZM125 250V249H124ZM161 250V249H160ZM252 250V249H251ZM36 251V250H35ZM34 251V252H35ZM37 251H38V249H37ZM112 251V250H111ZM120 251V250H119ZM193 251V250H192ZM198 251V250H197ZM197 251H196V255H197ZM33 252V253H34ZM39 252V251H38ZM41 252V251H40ZM39 252V253H40ZM43 252V251H42ZM121 252V251H120ZM189 252H191V250L189 251ZM249 252H250V254H249ZM249 252H247L248 253V256H246V257H244V255H239L238 256V258H237V264H245L246 263V261H247V259H253V257H254V255H255V252H254V250H252V252L251 251H249ZM16 253V252H15ZM18 254L19 253H21V252H17ZM32 253V254H33ZM36 253V252H35ZM34 253V254H35ZM164 253V252H163ZM163 253H161V254H163ZM246 253V254H247ZM17 255V254H16ZM15 255V256H16ZM41 255V254H40ZM39 255V256H40ZM137 255H139V254H137ZM20 256V255H19ZM34 257V255H31L30 257ZM111 256H113V257H111ZM133 254H132V258H133ZM136 256V255H135ZM18 257V256H17ZM36 257V256H35ZM41 257H42V255H41ZM40 257V258H41ZM137 257V256H136ZM140 258L139 259H137V261L139 260L140 262H138L137 264H139V263H141L142 264V262H144L145 261V263L147 262L145 259V257H141V256H139ZM150 257V256H149ZM157 257V256H156ZM114 258V259H113ZM131 258V259H132ZM151 258V257H150ZM161 258H163L162 256H161ZM161 258L159 259L158 257L157 258H153L151 261L153 262L152 264H165V259H164V261H162L161 260ZM17 259V258H16ZM39 258L37 257L36 259H32L33 260V262L35 261V262H37L36 260H38ZM116 259V260H115ZM130 259V258H129ZM136 258H134L133 259V261L135 260ZM32 260H30V261H32ZM17 261H19L18 259H17ZM24 261H25V259H24ZM28 261V260H27ZM26 261V262H27ZM179 261H181L180 259H179ZM210 261H215L214 260V258L213 257H211V258H208V259H206V262H210ZM15 262H16V260H15ZM135 262H136V260H135ZM170 262V261H169ZM17 263H19V262H17ZM27 263H29V262H27ZM59 263H60V261H59ZM58 263V264H59ZM147 263H149V262H147ZM144 264V263H143ZM150 264H151V262H150ZM167 264V263H166ZM169 264H179L177 261H175V260H173L172 262H170Z\"/></svg>",
	"mask_w": 264,
	"mask_h": 264
},
{
	"label": "flooded vegetation",
	"instance_id": "flooded-vegetation-1",
	"mask_svg": "<svg viewBox=\"0 0 264 264\" xmlns=\"http://www.w3.org/2000/svg\"><path fill=\"white\" fill-rule=\"evenodd\" d=\"M244 1L252 10L251 32L239 28L230 32L219 27L211 34L206 27L194 24L188 0H166L176 8L165 11L172 18V25L166 29L154 25L143 29L140 32L145 35L134 36L138 41L123 45V50L120 47L122 57L100 61L110 79L137 82L134 87L126 86L129 88L123 91L125 98L118 100L117 106H108L109 116L117 115L114 118L125 136L167 149L170 144L182 145L186 132L192 135L207 130V135L212 136L221 130L226 135L223 141H212H218L216 144H220L221 151L226 149L222 151L225 153L230 145L234 146L232 149L237 146L234 150L239 154L235 152V157L246 147L244 143L250 140L247 137L256 140V134L243 136L241 144L233 140L244 131L264 130V24L254 23L257 18L264 20V0ZM218 6L222 9L221 3ZM211 35L217 38L212 40ZM215 53L222 59L210 57ZM148 65L155 70L144 78ZM150 78L155 79L148 82ZM176 96L183 99L175 101ZM184 96L190 97L189 101H184L188 98ZM158 99L160 105L156 103Z\"/></svg>",
	"mask_w": 264,
	"mask_h": 264
},
{
	"label": "crops",
	"instance_id": "crops-1",
	"mask_svg": "<svg viewBox=\"0 0 264 264\" xmlns=\"http://www.w3.org/2000/svg\"><path fill=\"white\" fill-rule=\"evenodd\" d=\"M159 2H158V5L160 6L159 8L161 9V10H163V11H167V9L168 8H170L169 10L171 11H174V9L175 8H173V7H171L170 5H168L167 3H166V0H158ZM165 2V3H164ZM161 5H163V6H165V7H163V9L161 8L162 6ZM167 5V6H166ZM169 6V7H168ZM168 7V8H167ZM167 8V9H166ZM166 9V10H165ZM168 10V11H169ZM176 10V9H175ZM150 27H152V25H143L142 27H140L139 29H147V28H150ZM148 149V148H147ZM172 158H175V157H172ZM177 158V157H176ZM195 158V157H194ZM197 158V157H196Z\"/></svg>",
	"mask_w": 264,
	"mask_h": 264
}]
</instances>
